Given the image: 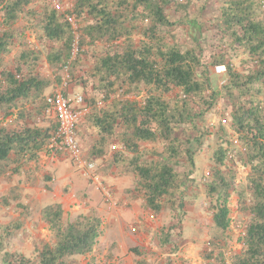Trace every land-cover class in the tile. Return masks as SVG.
<instances>
[{"label": "trees", "instance_id": "obj_1", "mask_svg": "<svg viewBox=\"0 0 264 264\" xmlns=\"http://www.w3.org/2000/svg\"><path fill=\"white\" fill-rule=\"evenodd\" d=\"M0 14V178L60 153L50 149L58 122L47 120L49 90L69 97L83 88L80 128L95 135L88 158L133 176L132 192L155 216L177 214L164 242L204 194L215 229L207 264H264V0H72L63 12L50 0H0ZM217 66L226 79L214 88ZM214 111L218 123L209 122ZM210 138L211 165L198 179ZM233 194L244 219L240 251L228 234ZM42 217L52 241L26 257L11 249L20 224L7 226L0 264H78L102 235L95 212L66 221L54 204Z\"/></svg>", "mask_w": 264, "mask_h": 264}, {"label": "crops", "instance_id": "obj_2", "mask_svg": "<svg viewBox=\"0 0 264 264\" xmlns=\"http://www.w3.org/2000/svg\"><path fill=\"white\" fill-rule=\"evenodd\" d=\"M7 123H11V117L6 120L5 124ZM89 134L92 133L86 134V137ZM94 137L95 135H92L93 140L89 139L87 142L83 139L88 150L95 144ZM107 163L108 161H104L99 167L98 172L102 171L103 178L97 183L86 178L74 164H62L54 155L45 151L40 153L38 160L25 164L18 174L8 173L1 177L0 228L18 223L20 230L13 237L14 242L24 235V241H18L19 244L13 252L34 257L37 254L36 247L52 241L54 234L50 224L44 221L42 211L54 204L63 207L66 221L74 214H82V208L88 211L96 210L94 212L102 219V235L93 252L76 259L90 258L95 254L97 245L104 243L109 248L113 242H117L121 248L132 247L131 252L140 257L133 249L146 247L149 243L156 246L151 240L159 231L164 246L172 243V240L168 243L163 240L167 238L164 237L172 226L165 228L164 223L151 220V217L158 218L164 212L155 216L145 207L144 196L132 192L137 184L135 178L121 174L115 167L110 168L109 163L108 169ZM110 181L113 185L111 190H116L113 200L106 197L107 192L110 193L109 187L106 186ZM130 243L134 245L128 246Z\"/></svg>", "mask_w": 264, "mask_h": 264}, {"label": "rangeland", "instance_id": "obj_3", "mask_svg": "<svg viewBox=\"0 0 264 264\" xmlns=\"http://www.w3.org/2000/svg\"><path fill=\"white\" fill-rule=\"evenodd\" d=\"M71 3H72V0H66L65 3L62 4L63 10L61 11L63 12L64 9L66 10L67 8H69ZM0 17H1V14H0ZM181 39L183 38L181 37ZM235 63L236 65H238V60H236ZM214 68H212V73H211L212 85L214 88H219L220 84L223 83V81H225L226 74L215 75L213 73ZM39 70L43 75H47L49 77L52 76L51 71L48 65L46 64L44 58H42V61H40ZM49 91L50 92L51 91L61 92L60 89H57L55 87H52ZM76 94L85 96L86 92L83 90V88H78L73 92L71 91L69 94V97L67 98L71 99ZM221 108L222 106L218 105L217 110H220ZM87 114L82 116L81 121L82 119L85 118ZM218 116H219L218 113L214 111L210 115L209 122L218 123V121L220 120ZM47 120L54 121V122L57 121L55 113L50 112L47 116ZM80 127L82 126H80L79 124V129L81 130ZM81 131H82L81 134L78 136H79L82 148L84 150V153L86 157L88 158V149L85 145V142H87V140L89 139L91 140L93 139H92V136L90 135L86 137V134L88 133H86L85 128H83ZM83 139L85 142L83 141ZM214 148H215V141L214 139L210 138L207 144L202 149V151L199 153L197 157V162H198L197 177L198 179H201L202 177H205L207 175L209 167L211 165V156H212V152ZM54 158L57 161H60L62 164L73 165V162L64 153L60 152L58 155L54 156ZM88 159L92 160L90 158ZM93 161L96 162L98 169L99 167H101V165H103V163L100 161H97V160H93ZM101 173L99 174L102 179L103 177L101 176ZM246 175H247V169L245 167H241L240 173L238 176V186L245 183ZM109 185L107 184L106 186L109 187L111 198L113 200V195H114V192H116V190L115 191L113 189L111 190V188H113L111 181L109 182ZM238 201H239L238 195L233 194L230 200V209H231V217L235 221V223H233L231 230L229 231L228 234L231 236L230 248L235 251H240L241 249V244L238 242V239L240 238L242 234V229H243L242 225L239 222V220L243 218H242V215H240V212L238 209ZM118 206L119 205L117 204V207ZM94 211L96 210L88 211L86 208H82L80 212L82 214L83 213L89 214ZM76 215L77 214H74L71 218H74ZM151 220H153V222L160 221L161 223L165 224L163 227L168 228L170 226L176 225L177 214L171 211H166L164 212L163 215H161L158 218L151 217ZM2 229L3 228H0V232L2 231ZM214 230L215 229L213 225L212 214L209 213L206 197L204 194H202L198 200L193 202L191 206L188 207L187 213L185 214L183 218L181 229L175 230L174 233L176 234H174L173 238L172 237L170 238V240H172L173 242L170 243L168 246H164L162 244V241H161L162 236L159 231L153 237V240H151V242L154 241L156 246H153L151 243H149V245H147L146 247L139 246L136 248V253L139 254L140 257H138L137 255L131 252L132 247L131 248L130 247L121 248L119 247L117 242H113L111 243V246H109L108 248L104 243H100L99 245H97L96 252L93 256H91L90 258L80 257L77 259V262L78 264H207V261L204 258L205 252L207 248L209 247V242L211 238L215 234ZM178 233H181V236ZM18 241H20V243L24 241V235L23 237H20V239L17 240L16 242H14V239L11 241L12 250H14L16 245L19 244ZM131 245L133 246L134 244L133 243L128 244V246H131ZM228 255L229 254H227V256Z\"/></svg>", "mask_w": 264, "mask_h": 264}, {"label": "built area", "instance_id": "obj_4", "mask_svg": "<svg viewBox=\"0 0 264 264\" xmlns=\"http://www.w3.org/2000/svg\"><path fill=\"white\" fill-rule=\"evenodd\" d=\"M50 1L59 11L63 10L60 0ZM213 73L224 75L226 74V68L217 66L214 68ZM48 103L50 105L48 112L55 113L58 122V130L52 139L50 149L66 154L86 178L100 183L101 177L98 166L95 161L86 157L77 134L82 116L89 112L84 97L76 94L70 99L64 97L61 92H55L53 96L48 98ZM106 197L111 199V194L107 192Z\"/></svg>", "mask_w": 264, "mask_h": 264}]
</instances>
